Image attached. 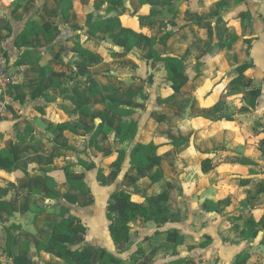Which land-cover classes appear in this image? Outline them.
Returning <instances> with one entry per match:
<instances>
[{
  "label": "rangeland",
  "instance_id": "1",
  "mask_svg": "<svg viewBox=\"0 0 264 264\" xmlns=\"http://www.w3.org/2000/svg\"><path fill=\"white\" fill-rule=\"evenodd\" d=\"M186 1L146 0L149 7L160 13L157 20L140 21L143 26L164 27L157 34L155 48L159 54L175 55L189 48L190 64L186 70L183 73L173 70L180 82V91L170 98L173 90L169 73L163 63L152 58L147 37H140L133 48L126 47L125 39L117 31L101 30L96 34L99 41L87 39L86 15L97 12L104 17L108 11L106 0H0V18L5 19L0 26V102L3 103L0 121L14 120L6 140L15 153L14 168L23 174L18 180L13 171L0 173V189L6 192L4 196L0 194L1 199L15 203V186L24 187L28 193L25 199L32 206L33 221L43 223L46 231L48 221L62 204L74 214H87V217L94 207L105 208L109 222L108 195L118 189L131 191L136 200L150 206L161 191L174 195V204L172 200L168 202L171 209L176 207L173 220L182 222L193 213L197 220L191 226L201 228L206 227V222L200 219L202 214L207 208L216 207L206 203L207 198L217 201V210L234 214L244 213L251 208L250 204H264V158L259 150L264 136V99L257 101L254 108L248 103L249 97L264 91L261 82L264 73L257 80L247 75L246 84L231 83L236 75L232 70L239 63L224 60L235 49L238 52L235 41L231 42L229 53H217L198 70L195 60L204 56L209 45L218 39L216 34H210L206 40V22L197 21L211 15L206 14V2L214 5V12L219 13L232 10L233 6L230 0H199L198 10L188 11ZM124 2L130 10L127 14L143 12L140 0ZM64 8H67L66 15L62 14ZM259 15L262 17L264 10ZM253 26H249V35L256 41ZM76 43L94 53L82 70L74 65ZM256 51V62L263 65L264 50L259 47ZM71 70L77 71L73 77L79 82L84 104L90 106L89 113L79 111L77 119L98 124V114L102 112L105 124L110 127L108 132L98 133L101 150L88 146L90 134L83 130L75 134L48 128L49 123L76 118L64 106L70 109L81 106L73 97L66 96L72 91L73 81L61 77ZM16 84L18 87L13 91ZM92 86L100 87L98 94L93 93ZM45 92L53 96V101L46 103ZM114 103L134 108L139 114L116 115L112 112ZM124 121L136 122L137 130L133 137L122 141L118 135ZM4 135L0 132V145ZM174 141H180L179 145L175 146ZM139 142L158 145L161 159L158 166L139 171L131 165V150ZM29 147L33 149L31 155H27ZM121 151L125 157L118 170L111 162L117 160ZM233 155L257 160L258 164L242 167L239 162L230 161ZM79 158L88 164L94 162L96 167L87 169ZM206 158H211L213 167L203 172L201 164ZM66 165L70 166L72 178H83L87 183L86 193L65 188L62 168ZM157 168L162 177L152 182L149 174ZM233 177H248L253 183L241 186ZM12 181L22 183L16 185ZM120 181H127L130 189L119 188ZM53 189L57 192L54 197ZM13 209L10 205V209L0 210L3 211L0 213V264H30L28 244L18 248L13 245L14 231L20 228ZM227 217L232 219L231 215ZM194 232L197 233L192 235L195 240L202 238L201 242H206V232H197L195 228ZM239 232L236 229L234 233L240 236ZM86 233L87 227L85 233L66 238L71 246L67 253L72 257L71 263L62 261L54 249L55 252L50 251L49 246L40 242L44 240L36 247L44 251L45 259L40 262L35 258L33 263L113 264L102 260V254L96 250L98 242ZM131 234L125 247L116 250L115 255L129 264H142L138 263L143 254L139 244L142 235L138 231ZM183 238L179 229L170 228L159 240L169 243ZM133 244L140 251L135 263L130 257ZM256 255L258 260L254 264L264 262V250L257 249Z\"/></svg>",
  "mask_w": 264,
  "mask_h": 264
},
{
  "label": "trees",
  "instance_id": "2",
  "mask_svg": "<svg viewBox=\"0 0 264 264\" xmlns=\"http://www.w3.org/2000/svg\"><path fill=\"white\" fill-rule=\"evenodd\" d=\"M170 3L172 0H169ZM194 1V3H192ZM198 1L199 0H187V10L188 11H196L198 10ZM233 6V10H230L224 14L219 13L217 10L208 16L206 19L198 18L197 21H205V22H215L218 18H221L225 22H229L232 19H237L240 13H244L246 19L248 20L247 25L252 26L253 21L251 18V13L248 9L247 0H230ZM143 5L142 13H134L127 14L126 11H130L128 6L125 5L124 0H106L107 3V14L103 17L100 16L97 12H88L86 15V30L84 34L87 39L99 41L96 37V34L105 30L106 32H118L119 37L121 39H125V45L128 48H133L137 42V40L144 36L148 38L149 48L151 51L152 58L156 61L163 63L166 70L169 73L168 80L170 81V86L173 90L170 98L178 95L180 91V82L176 75L173 73L175 70L178 73H183L188 65L190 64L189 57V48H185L182 53L169 55V54H159L155 48L157 34L164 31V27L162 25L158 27H147L140 24L142 20H157L158 14L160 10L149 7L146 0H140ZM67 8L62 9V14L66 15ZM5 23L4 18H0V26ZM49 33H47V36ZM49 41V40H48ZM252 36H246L243 38V44L241 47V53L243 56L242 62H240L237 66L234 67L233 73L236 75L232 78L231 83L233 84H242V76L243 73L253 66V60L251 57V47L253 43ZM231 40L219 41L214 40L212 44L208 47L207 52L204 56L199 57L195 60L196 68H199L205 64L210 58L214 57L221 49L229 46L231 44ZM77 47V48H76ZM76 56L77 59L74 60V65L77 70H82L86 67L89 60L94 56V53L89 49L81 46L79 43H76ZM18 61L17 63H20ZM77 74L76 70H71L69 73L62 75V80L69 79L73 81L72 91L67 92L66 96L73 97L76 102L81 105L79 109H70L64 106V110L70 114L72 117H76L72 121L66 120L56 124L49 123L48 128L55 130L58 133H63L64 131H70L75 134H78L80 130H83L84 133L90 134L88 138V146L95 147L97 150L102 149V141L97 138L98 133L101 131L108 132L110 127L105 124V117L102 112H99L98 117L100 122L98 124L90 125L85 121L77 119V113L79 111H83L86 114L89 113L90 106L84 104V97L80 92L79 82L76 78L73 77ZM60 78V79H61ZM53 82L57 85L60 84V81L54 80ZM93 93L98 94L100 91L99 86H92ZM46 98V103L53 101V96L49 92H45L43 95ZM248 103L250 107L254 108L256 106V97L255 95L249 97ZM114 108L112 112L119 116H132L139 114V112L131 107L121 106L118 103L113 104ZM40 110H42L41 106H39ZM163 115L160 116L162 118ZM231 118V116H228ZM213 120L215 118H212ZM137 130V123L134 121H124L121 124V128L119 130V138L124 141L129 137H133ZM180 141H174L173 144L175 146L179 145ZM158 145H155L153 142L149 143H137L133 146L130 153V163L136 168V170H144L151 169L160 164V156L157 153ZM259 150L261 152L262 157L264 158V136L260 140ZM125 157V153L121 151L117 160L111 162L112 166H115L116 169H120L122 165L120 162L123 161ZM81 162H84L87 169H93L96 167L95 163H87L83 161L82 158H79ZM230 161L239 162L242 166L245 165H257L258 161L253 160L247 157H241L238 155H233L230 158ZM14 167V158L13 155L4 147L0 146V170L11 172ZM212 160L211 158H206L202 161L201 169L203 172H207L212 169ZM69 168L67 165L62 169L65 173V184L69 189H76L83 191L86 193L88 189L87 183L83 178L75 179L72 178L69 174ZM117 170V171H118ZM162 177V172L160 169H155L149 174V178L152 182L158 181ZM238 183L241 186H247L252 184L251 178L248 177H237ZM54 190V189H53ZM56 190H54L55 196ZM168 200V194L165 191H162L157 196V201ZM206 203H209L210 206H216L211 201L206 200ZM205 203V204H206ZM156 206V203L153 204ZM0 209H10V205L1 199L0 195ZM108 219H109V233L112 240L116 242H126L129 239V234L131 230L130 221L134 217H142L144 219H153L160 220L161 215L158 210L152 215L150 213V209L147 205L142 203L141 201L135 200L132 198V193L126 189H118L113 191L109 196V208H108ZM73 221H76L73 224ZM258 222L262 223L263 226V235L261 239V244L264 245V207L257 206L254 208L253 214H250L243 222V228L240 231V236H255L256 235V227L258 226ZM48 233L45 236L44 243L46 246L54 249L60 254L62 261L67 263L72 262V257L69 256V249L71 246L66 242H62L56 240L52 237L51 233L63 235L65 238H70L76 234L85 233L86 227L83 222L74 216L71 213L70 208L62 204L57 214H55L52 219L47 223ZM98 252L102 254V260L108 261L113 264H129L124 262L121 258L114 255L112 252L107 250L105 247L99 246L96 248ZM68 253V254H67ZM249 257V253L246 250H243L236 254L234 258L233 264H247L246 261ZM256 264H264L262 262H258Z\"/></svg>",
  "mask_w": 264,
  "mask_h": 264
},
{
  "label": "crops",
  "instance_id": "3",
  "mask_svg": "<svg viewBox=\"0 0 264 264\" xmlns=\"http://www.w3.org/2000/svg\"><path fill=\"white\" fill-rule=\"evenodd\" d=\"M247 3L254 25L253 26L254 31L257 34L256 35L257 38L256 41L253 42L250 50L252 59H254L253 66L243 73L242 76L243 84L247 83V75H251L250 79L254 78L257 80V79H261L262 72L264 73V71H262V69H264V64L262 65L256 62L257 48L261 47L264 50V19H263L264 15L262 17L261 15H259V12L264 10V0H247ZM214 8H215L214 5H211L208 2H206V14H210V13L213 14L215 10ZM226 12L225 11L223 13L221 12V14H224ZM245 19L246 17L244 13H240L237 19H232L229 22H225L221 18H218L215 22H206V37H207L206 40H208L210 34H212L213 36L216 34V37H218L217 40L219 41L231 40L238 42V47H237L238 52L235 49L232 53H230V55H228L227 57L225 56V60H224L225 63L228 62L240 63L243 60V56L241 53L243 38L246 36H251L249 35L250 33L249 26H247L246 25L247 23L244 22ZM230 46L231 45L221 49L218 52V54L224 53L225 55L227 54V52L229 53V51H231ZM233 53L234 55H232ZM213 58L214 57L210 58L209 61L212 60ZM261 82L264 90V81ZM16 87H18V84H16V86L12 88L13 91H16ZM263 92L264 91H261L259 92V94L255 93V95H257L256 102L257 101L261 102L264 99ZM13 121H14L13 118L8 120L2 119L0 121V132L5 134L0 146H4L14 157L15 153L13 151V148L7 143L6 140L8 139L7 131L10 129V126L13 124ZM32 150L33 149L29 147L27 150V155H31ZM14 159L16 158L14 157ZM12 171L14 172V175H16L15 176L16 179L18 180L22 179L23 174L20 170H17L13 167ZM2 172L3 171L0 170V173ZM232 180L238 182L237 177H233ZM123 182L124 181H120L118 187L130 189L128 182L127 181H125L124 183ZM12 183L14 184L15 182L12 181ZM20 183L22 182H17V184ZM64 185L66 186V184ZM65 188L69 189L67 186ZM112 192H110V194ZM15 193H16V197H14L16 199L15 203L9 202L10 203L9 204L7 201H5L9 205H12L14 207L13 210L15 211V214L18 215L17 216L19 220L18 224H20V228L18 227L17 230L14 231L16 238L13 245L14 247L18 248L21 247L24 243L28 244L29 249H27L28 250L27 253H29L30 255H28L27 258L29 257L30 264H34L33 260L35 258L41 262L42 259H45L44 258L45 253L42 250H38L36 246L39 244L40 240H45V236L49 230L47 228L46 231L42 227L43 223L37 224L35 220L33 221L34 214L33 211L31 210L32 206L31 207L30 205L28 206L27 200L25 199L26 198L25 195L28 194L25 191V188L21 186L19 187L15 186ZM0 194L4 196L6 192L0 189ZM110 194L108 196H110ZM167 194L169 197V200L167 202L164 200L157 201L156 199L155 202L151 204V206L145 204L149 207L150 213L152 215L156 212V210L160 212L161 215L160 220L146 221L144 218L137 216L132 218V220L130 221V225L132 228L130 230L129 236H131L132 235L131 233L134 231H138V233L142 235L141 241H139V244L141 245L140 249L143 250V254H141V257L138 256L140 251H136L137 247L135 246V244H133L132 247L130 248V253H131L130 257L132 260H134V263L135 260L140 257L138 263H142V264H233L236 254L243 250H246L249 253V257L246 261L247 264H254V262L258 260V257L256 255L257 249H260L262 251L264 250V245L261 244V239L263 235L262 223L258 222L255 236H249V237L236 236L234 232H236V229L238 231L239 230L241 231L242 228L244 227L243 226L244 220L250 214H253L255 207L257 206L264 207L263 203L257 202L256 204L255 203L250 204L251 208L245 210L244 213L234 214V213H226L224 210L221 211V209L217 210V201L212 200L211 198H207L208 201H211L214 204H216V207L207 208L206 212L202 214L200 219L201 221L206 222V227L201 228L200 225L195 227L191 226L193 225L192 223L197 220V216H195L193 213L189 214V216L182 222H180L181 220L178 221L177 219L173 220L174 219L173 211H176V207L171 209V207L168 206L169 204L168 202H171L172 200V204H174L175 197L174 195H171L169 193ZM132 198L135 199L133 196ZM108 201H109V197H108ZM154 203H156V206H153ZM27 208L29 209L27 212H25ZM94 208L95 209L93 210H96L97 213H94L92 210V212L88 214L89 217H87V214L84 215L81 214V216L76 215L72 212L71 209L70 210L74 216H76L80 220L81 218L83 219V224L87 227V233H86L87 237H91L92 240H96L98 242L96 246L105 247L107 250H109L115 255L116 254L115 251L116 250L118 251L119 249L125 247L126 242L115 243L112 240L108 229V225L110 221L108 222L107 217L105 216V208L102 207H94ZM2 212L3 211H1L0 213ZM24 215H27L28 218L26 219L25 217H23ZM54 215H52V217ZM228 215L229 216L231 215L232 216L231 218L233 220L228 218L227 217ZM74 223L75 222L73 221V224ZM170 228L179 229L180 233L184 235L183 240L177 242L175 240L174 242L173 240H171L169 241V243L165 241L161 242L159 238H161L162 235H164L165 231H167ZM194 228L196 229L197 232L199 231L206 232V242H201L202 238H197V240H195V238L192 237V235L197 234L194 232ZM199 228H201L202 230H198ZM51 234L52 237L55 238L56 240L66 242V238L63 235L54 234V233ZM145 235H148L150 237V240H148ZM170 235L172 236V234ZM40 242L44 243V241H40ZM151 243L153 246H151ZM48 249L52 252H55L50 247H48Z\"/></svg>",
  "mask_w": 264,
  "mask_h": 264
},
{
  "label": "built area",
  "instance_id": "4",
  "mask_svg": "<svg viewBox=\"0 0 264 264\" xmlns=\"http://www.w3.org/2000/svg\"><path fill=\"white\" fill-rule=\"evenodd\" d=\"M6 1H12V0H6ZM0 77H1V76H0ZM2 108H3V103L0 102V113H1Z\"/></svg>",
  "mask_w": 264,
  "mask_h": 264
}]
</instances>
